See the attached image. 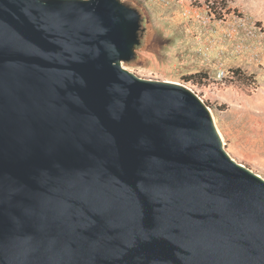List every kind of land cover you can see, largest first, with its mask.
<instances>
[{"label": "water", "instance_id": "95a60500", "mask_svg": "<svg viewBox=\"0 0 264 264\" xmlns=\"http://www.w3.org/2000/svg\"><path fill=\"white\" fill-rule=\"evenodd\" d=\"M144 33L122 0H0V264H264V177L123 66Z\"/></svg>", "mask_w": 264, "mask_h": 264}, {"label": "rangeland", "instance_id": "374dc122", "mask_svg": "<svg viewBox=\"0 0 264 264\" xmlns=\"http://www.w3.org/2000/svg\"><path fill=\"white\" fill-rule=\"evenodd\" d=\"M122 1L145 27L136 58L123 66L197 93L226 150L264 177V0H227L221 9L208 0Z\"/></svg>", "mask_w": 264, "mask_h": 264}, {"label": "built area", "instance_id": "2783aa9c", "mask_svg": "<svg viewBox=\"0 0 264 264\" xmlns=\"http://www.w3.org/2000/svg\"><path fill=\"white\" fill-rule=\"evenodd\" d=\"M216 0H208V2H210V3H212V5H213V7L211 6V4H208V8H214L215 6H216V9H221V8H219V7H221V4L218 2H215ZM218 6V7H217ZM220 77H222V78H225L226 77V72L225 71H222L221 73H220Z\"/></svg>", "mask_w": 264, "mask_h": 264}, {"label": "trees", "instance_id": "16d2710c", "mask_svg": "<svg viewBox=\"0 0 264 264\" xmlns=\"http://www.w3.org/2000/svg\"><path fill=\"white\" fill-rule=\"evenodd\" d=\"M215 2H217V3L219 2L220 4H224L225 5L227 3V0H216ZM225 7H227V4H226ZM234 73H235L236 76H238L240 78L242 77V74H241L240 70L237 69V70L234 71Z\"/></svg>", "mask_w": 264, "mask_h": 264}]
</instances>
